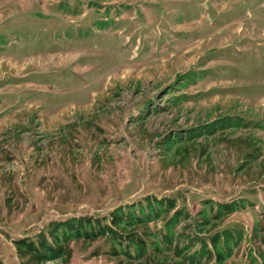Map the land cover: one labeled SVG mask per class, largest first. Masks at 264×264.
Masks as SVG:
<instances>
[{"label":"rangeland","instance_id":"obj_1","mask_svg":"<svg viewBox=\"0 0 264 264\" xmlns=\"http://www.w3.org/2000/svg\"><path fill=\"white\" fill-rule=\"evenodd\" d=\"M192 261L264 263V0H0V264Z\"/></svg>","mask_w":264,"mask_h":264},{"label":"trees","instance_id":"obj_2","mask_svg":"<svg viewBox=\"0 0 264 264\" xmlns=\"http://www.w3.org/2000/svg\"><path fill=\"white\" fill-rule=\"evenodd\" d=\"M197 78H199L198 73H192V72L188 73V75L185 78L186 79L185 84L188 85L191 82H194ZM214 126L217 128H227V127L232 128V127H241L242 125H241L240 120L236 121V119H234L233 117H227V118L221 119L218 122H215L214 124H212L210 128H213ZM191 134L194 135L195 138H198L201 136V133L199 132L197 133V130H193ZM244 207H245L244 201H242L241 203L232 202L226 205L227 209H224V207H220L214 214L213 218L215 220L220 221L229 214H234V213L239 212L240 209H243ZM162 214H164V211L162 209H159L158 212L156 213H151L150 215H146V216L142 215L140 218L132 217L130 218L131 222L129 224L134 226V225L141 224V223H151L152 221L158 220L162 216ZM199 214L206 217L209 214L208 209L203 210ZM182 216H184L183 210L175 211L172 217L167 222L166 227L171 236L173 234L174 228L177 225H179V223L181 222V219L183 218ZM206 225L207 223L204 224L203 226H206ZM212 241H213V245L215 247L216 252L222 258V261H225V260L230 259L233 256L235 249L238 247L239 243L242 241V236L238 235L237 239H235L232 233L225 230V231L216 233L213 236ZM202 252H203L202 254L201 252L195 253V255H193L194 259L198 257V255H201L203 258H205L209 254V251H202ZM195 262L198 263V261H192V264H195Z\"/></svg>","mask_w":264,"mask_h":264}]
</instances>
